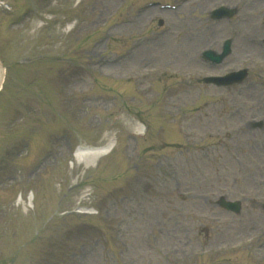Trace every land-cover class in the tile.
Segmentation results:
<instances>
[{"label":"rangeland","instance_id":"rangeland-1","mask_svg":"<svg viewBox=\"0 0 264 264\" xmlns=\"http://www.w3.org/2000/svg\"><path fill=\"white\" fill-rule=\"evenodd\" d=\"M1 1L0 264H264V0Z\"/></svg>","mask_w":264,"mask_h":264},{"label":"bare ground","instance_id":"bare-ground-1","mask_svg":"<svg viewBox=\"0 0 264 264\" xmlns=\"http://www.w3.org/2000/svg\"><path fill=\"white\" fill-rule=\"evenodd\" d=\"M1 4V1H0ZM2 68L0 65V80L2 76ZM110 144H107L103 147H94V146H88V147H79L75 151L76 158H81V160H91V162L95 161L98 156H101L102 154H106L110 150ZM88 162V161H87Z\"/></svg>","mask_w":264,"mask_h":264},{"label":"water","instance_id":"water-1","mask_svg":"<svg viewBox=\"0 0 264 264\" xmlns=\"http://www.w3.org/2000/svg\"><path fill=\"white\" fill-rule=\"evenodd\" d=\"M225 52L226 51L224 49V51L221 54L215 56L211 51H206V52H204V55L206 57H209V58H212V59H216V61H219L225 55ZM244 74H245V72H241V74L235 73L234 75L243 77ZM240 79L241 78H239L238 80H240ZM220 204L222 206L226 207V208H233L236 211L239 209V204L238 203L226 202L223 198L220 200Z\"/></svg>","mask_w":264,"mask_h":264}]
</instances>
